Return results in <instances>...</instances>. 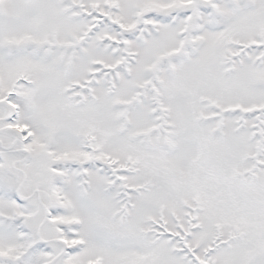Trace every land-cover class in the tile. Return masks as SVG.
I'll return each instance as SVG.
<instances>
[{
  "label": "snow or ice",
  "instance_id": "6c2138e0",
  "mask_svg": "<svg viewBox=\"0 0 264 264\" xmlns=\"http://www.w3.org/2000/svg\"><path fill=\"white\" fill-rule=\"evenodd\" d=\"M0 264H264V0H0Z\"/></svg>",
  "mask_w": 264,
  "mask_h": 264
}]
</instances>
